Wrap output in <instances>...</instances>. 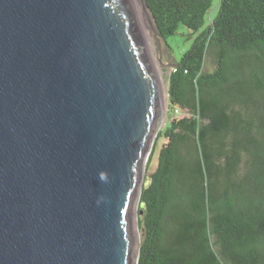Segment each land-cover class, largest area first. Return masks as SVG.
Segmentation results:
<instances>
[{"label":"water","instance_id":"water-1","mask_svg":"<svg viewBox=\"0 0 264 264\" xmlns=\"http://www.w3.org/2000/svg\"><path fill=\"white\" fill-rule=\"evenodd\" d=\"M165 116L134 0H0V264H134Z\"/></svg>","mask_w":264,"mask_h":264},{"label":"trees","instance_id":"trees-1","mask_svg":"<svg viewBox=\"0 0 264 264\" xmlns=\"http://www.w3.org/2000/svg\"><path fill=\"white\" fill-rule=\"evenodd\" d=\"M147 3L164 40L195 36L169 77L138 264H264V0H220L202 30L213 0Z\"/></svg>","mask_w":264,"mask_h":264},{"label":"rangeland","instance_id":"rangeland-1","mask_svg":"<svg viewBox=\"0 0 264 264\" xmlns=\"http://www.w3.org/2000/svg\"><path fill=\"white\" fill-rule=\"evenodd\" d=\"M219 1L220 0H213L212 7L210 11L208 12L205 20L204 26L201 28L204 29L207 25H209L212 21V19L216 16L218 10H219ZM134 5L136 10L138 11V14L140 16V20L142 24H144V21H146V26L142 25L144 28L146 34H147V41L149 44L150 53L152 55V58L154 60L155 68L158 72V75L160 76L163 85L166 86V116L164 119V122L161 125L160 130L158 131L154 147L150 153L148 162L150 163V166H148L147 162V169H146V178L144 181V184L147 182L148 174L151 173L157 166L158 163V156H159V150L163 143V137H158L160 131H162L167 125H169V116H168V103H169V94H168V86H169V77L173 70L174 63L177 61H180L182 58L183 53L190 48L192 45L194 34H191V30L188 29L184 25H180L177 32L175 34H172L168 36L165 40L162 39L160 43L158 42L157 38L153 35L152 30L145 18L142 4L140 0H134ZM143 14V18L141 15ZM212 63L207 62L206 64V70H212ZM151 158V159H150ZM247 169L243 167V164L239 167V174L236 177L238 180L242 178L243 173L246 172ZM136 208V207H135ZM136 210V209H135ZM137 210H140V204L137 207ZM135 226V223H134ZM134 237L136 239L135 241V248L133 253V261L134 264H137L138 259V247L137 242L138 240L141 241L142 231H137L136 228L134 229Z\"/></svg>","mask_w":264,"mask_h":264},{"label":"bare ground","instance_id":"bare-ground-1","mask_svg":"<svg viewBox=\"0 0 264 264\" xmlns=\"http://www.w3.org/2000/svg\"><path fill=\"white\" fill-rule=\"evenodd\" d=\"M141 17L143 18V14L141 15ZM141 24H142V22H141ZM142 25H144V26H146V21H144V24H142ZM167 89H166V86L165 85H163V100H164V104H166V99H167V96H166V91Z\"/></svg>","mask_w":264,"mask_h":264}]
</instances>
